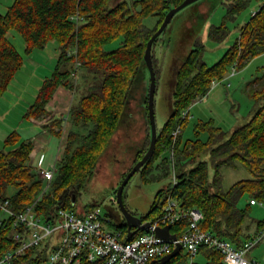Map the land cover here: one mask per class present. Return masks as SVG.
Wrapping results in <instances>:
<instances>
[{
  "label": "trees",
  "instance_id": "obj_1",
  "mask_svg": "<svg viewBox=\"0 0 264 264\" xmlns=\"http://www.w3.org/2000/svg\"><path fill=\"white\" fill-rule=\"evenodd\" d=\"M183 1L121 0L113 3V0H14L6 12H0V98L24 64L23 53L9 36L11 30L17 31L24 38L27 54L35 49L45 48L50 41L58 43L59 57L54 72L44 80L35 102L25 114L32 119L49 118L43 127L59 136L63 134L70 117L73 124L67 135L52 188L37 205L40 215L49 217L62 205H70L76 211L85 212L100 205L96 202L89 203L84 206V210H79L78 198L73 203L71 192L77 190L79 193L96 175L102 155L119 130L123 116L130 109L133 89L138 86L141 78H147V69L141 67L147 43L170 8ZM250 2L251 0H229L226 18H236L249 7ZM77 12L81 17L78 26L71 18ZM148 16L158 17L152 28L144 23ZM194 17L191 16L187 22V26H193L186 27L181 33V46L188 42L195 26H198L199 21ZM164 32L156 39L152 50L157 87L163 64L154 49ZM229 33V27L223 22L209 36L216 41H224ZM119 37H122L120 45L107 49V45ZM76 47L77 54L71 55V50ZM204 51L205 44L201 42L199 34L177 69L174 110L158 132L154 155L142 171L144 180L148 178L157 181L168 177L172 165L169 157L160 159L156 165L153 161L173 147L177 184L159 190L149 212L142 218L144 221H154L163 213L166 198L172 193L182 206L196 207L203 212L202 228L240 247L264 227V219L256 222L254 230H248L251 224L246 222L250 215L249 208L258 202L264 203V87L253 91L255 105L250 120L232 132L215 126L212 120L200 121L196 125L197 132L198 129H207L209 139L203 141L197 137L183 142L181 129L189 119V114L184 117L183 111L206 96L215 79H224L230 67L236 65L238 69L242 68L264 53V2L252 12L250 20L241 27L240 37L214 65L207 64L203 57ZM75 57L81 61L77 79L73 75ZM61 86L85 90L77 104L71 107L69 116L63 112L54 114L47 108ZM145 102L148 118L147 142L137 152L132 165L122 173L118 186L150 146L148 95ZM178 127L180 130L174 140L173 132ZM19 135L18 131L11 132L5 139V145H16ZM34 145L29 139L15 148L0 150V196L9 197L12 208L18 212L34 202L44 186L36 167L29 162ZM204 153H209L215 164L213 180L210 179L207 160H200L195 166L187 168ZM238 162H242L253 177L240 179L228 190H222L221 167H237ZM155 169H161V172L155 173ZM11 189L14 191L11 192ZM116 191L117 188L115 193ZM161 194L163 198L157 203ZM246 194L250 195V201L243 208L239 202ZM252 199L258 202L252 203ZM111 210L109 214L113 218L112 226L122 232L124 239L131 240L124 216L120 211L116 214ZM186 226V221L178 222L173 226V231L180 234ZM23 229L24 226L14 224L12 219H0V259L5 253L21 245L22 241L16 239L15 234ZM49 250L48 242L30 246L10 264H43ZM198 256L199 259L192 264H226L221 252L208 245L201 246ZM81 264L106 262L103 258L94 262L84 258ZM166 264H190L189 255L181 251Z\"/></svg>",
  "mask_w": 264,
  "mask_h": 264
},
{
  "label": "rangeland",
  "instance_id": "obj_2",
  "mask_svg": "<svg viewBox=\"0 0 264 264\" xmlns=\"http://www.w3.org/2000/svg\"><path fill=\"white\" fill-rule=\"evenodd\" d=\"M119 1L121 0H113V3ZM13 2L14 0H0V12H6ZM228 2L229 0H200L194 5L183 9L174 16L161 40L155 46L156 55L160 61H164V72L158 82L155 94V117L158 132L162 130L174 110L177 67L181 59L186 57L179 45L180 32L188 17L197 10L200 12L209 11L210 14L208 13L207 20L200 25L202 26L200 40L205 44L203 54L205 61L208 65H214L240 37L241 27L250 20L252 12L264 0H251L249 7L234 19L226 18ZM157 21V16H148L144 19V23L150 28L154 27ZM223 22H226L229 27L230 33L228 37L224 41L211 39L209 36L211 31L223 24ZM9 36L23 53L24 64L11 82L8 90L0 98V150L15 148L21 142L38 136L37 141L34 142V150L29 162L36 167L42 155H45V164L48 165L55 161L60 152L61 157L63 155L67 135L73 127L71 117L66 121L63 134L59 136L50 131L43 132L42 127L38 126L37 128L34 120L26 117L25 114L35 102L44 80L54 72L59 57L58 43L50 41L45 48L35 49L31 54H27L25 52L26 42L24 38L15 30H11ZM121 41L122 37L115 39L111 44L107 45V49L118 47ZM232 71L233 68L230 67L228 75L224 79H215L218 83L216 85L212 83L210 92L190 106L189 119L181 129L183 142L197 137L203 141L209 139L207 129H198L197 132L196 125L200 121L212 120L215 126L221 127L227 132H232L235 128L250 120L251 112L255 105L253 91L264 87V53L256 56L244 67L237 68L234 76H231ZM146 76L147 81L141 78L137 83L138 86L133 89L130 109L123 116L119 128L126 129L127 136H130V131L132 130L133 137L127 139L125 138L126 134L123 137L120 132H117L116 137L114 136L110 146L101 157L96 175L80 189L79 193L77 190L71 192L73 194V203L78 198L79 210L83 209L86 204L96 202L100 203L104 212L113 209L118 214V211H120L115 193L116 188H118L117 182H119L122 173L132 165L137 152L144 148L147 142L148 118L145 99L148 94L150 73L148 72ZM84 93L85 90L83 88L59 87L54 96L55 100L58 97L56 103L55 101L53 102L56 105L55 109H61V113L63 112L66 116H69L71 107L73 104H77ZM6 110L8 111L7 114L3 115ZM13 131L20 133L19 141L11 147L6 146L5 139ZM123 141L125 142L124 148L129 149L120 147V142L123 143ZM172 150L173 147L164 151L159 156V159H154L153 163L156 165L160 159L165 157L170 159ZM200 160L208 161L210 179L213 180L216 167L209 153H204L197 157L196 161L189 164L187 168L195 166ZM170 161L172 165L171 173L168 177H163L157 181H151L148 178L144 180L140 172H137L130 179L124 191L125 204L130 211L135 212L138 216L146 215L156 199L157 192L166 186L172 185L176 171L174 168L176 155ZM122 166L124 167L122 168ZM154 172H161V169H155ZM221 174L220 188L224 191L228 190L240 179L253 177L242 162H238L237 167H221ZM12 191L14 189H11ZM162 198L163 194L157 198V203ZM249 201L250 195L246 194L239 202V205L243 208L247 207ZM67 208L73 207L67 205ZM249 214L246 222L251 224V226L248 230H254L256 222L264 219V203L258 202L256 205L251 206ZM5 218H7V215L1 212L0 219ZM182 251L186 252L184 249ZM248 256L258 261L259 264H264V239L248 253ZM197 259H199L198 255L194 257V260Z\"/></svg>",
  "mask_w": 264,
  "mask_h": 264
},
{
  "label": "built area",
  "instance_id": "obj_3",
  "mask_svg": "<svg viewBox=\"0 0 264 264\" xmlns=\"http://www.w3.org/2000/svg\"><path fill=\"white\" fill-rule=\"evenodd\" d=\"M77 23L80 22V14L77 12L72 17ZM77 47L71 50V55L77 54ZM73 75L77 79L81 61L74 58ZM237 66L234 65L231 76L236 74ZM217 80L213 81L216 85ZM190 109L183 111L187 116ZM179 127L173 132L176 139ZM55 161L45 164V155H42L36 169L44 181V186L34 202L26 209L18 212L12 208V201L9 197L0 196V212L5 213L8 219L14 224L24 226L23 231H18L15 238L22 241L17 249L4 254L0 264H10L13 259L25 253L28 247L38 246L48 242L50 250L47 259L43 264H81L82 259L89 261L104 259L106 264H148L151 260L160 258L171 252L178 244L189 255V262L192 264L194 257L200 251L202 245H208L221 252L226 264H259L258 261L250 258L248 253L264 239V227L255 232L250 240L245 241L237 247L230 240L221 238L210 230L201 227L204 218L199 208L184 207L179 200L169 193L164 205V211L154 221H150V227L138 232L126 240L122 232L112 226L113 218L108 212H104L101 205L89 211H76L74 208H67L62 205L56 211L45 217L37 212V205L42 197L48 193L58 171V163L61 152ZM174 149L171 151L170 159H174ZM177 184L176 171L172 187ZM252 203H257L254 199ZM186 221L184 231L177 234L175 239H165L156 234L157 227L171 225ZM182 249V250H183Z\"/></svg>",
  "mask_w": 264,
  "mask_h": 264
},
{
  "label": "water",
  "instance_id": "obj_4",
  "mask_svg": "<svg viewBox=\"0 0 264 264\" xmlns=\"http://www.w3.org/2000/svg\"><path fill=\"white\" fill-rule=\"evenodd\" d=\"M199 1L200 0H184L181 4L170 8V10L166 13V16L162 24L157 29V31L152 35V37L149 39L147 43V47H146V51H145V55H144L141 67L147 69V71L150 73V80L148 83V94L147 95H148V116H149L150 127H151V142H150V146L147 152L144 154V156L139 161L136 162V164L132 167V169L126 174V176L123 178L122 182L119 184L117 191H116V198H117L118 206L121 211V214L125 218V223L129 230L128 237H133L140 230L148 229V227H150V224H151L149 220L144 221L142 216H138L134 214V212L130 211L127 208L125 204V200H124V190L127 184L129 183L130 179L137 172H140L142 176L143 168L148 164V162L151 160L152 156L154 155V152L157 146L158 137H159L157 124H156V117H155V94L157 92V76H156V71H155L154 62H153V55H152L153 45L156 39L167 29L168 25L171 23V21L173 20L176 14H178L180 11L187 8L188 6L194 5L195 3ZM208 13L209 11L200 12L197 10L191 14V16H195L194 18L198 19L196 20V21H199L198 26H195L192 37L188 38V42L184 46H181L180 39H179L180 48L183 50L186 56L189 53L191 47L193 46L195 39L200 34V30L202 27L200 25L202 24V22L207 20L206 17ZM191 16H189L186 22L184 23L182 30L180 32V38H181V33L183 32V30H185L186 27L193 26L192 24L190 26H187V22ZM184 59L185 58L181 59V62L179 63L178 67L182 64ZM161 62H163L162 63L163 70L161 74V77H162L163 72H164V61L162 60ZM109 211H112V210L110 209ZM156 234L165 239H175L177 237L176 233L171 232L170 224L164 227H157ZM182 249H183L182 245L178 244L171 252L167 253L166 255L160 258L151 260L149 264H166L172 258L177 256L182 251Z\"/></svg>",
  "mask_w": 264,
  "mask_h": 264
},
{
  "label": "crops",
  "instance_id": "obj_5",
  "mask_svg": "<svg viewBox=\"0 0 264 264\" xmlns=\"http://www.w3.org/2000/svg\"><path fill=\"white\" fill-rule=\"evenodd\" d=\"M64 93V92H63ZM63 93H62V95H63ZM61 96V95H60ZM54 99V98H53ZM56 100H58V97L56 98ZM56 100L54 99L52 102L50 101L49 102V104H48V106H47V108L50 110V111H54L53 113L54 114H57V115H59V113L62 111L61 109H55L56 107V105H54V101H55V103H56ZM59 105V104H58ZM191 111V110H190ZM7 110L4 112V114L3 115H6L7 114ZM49 118H45V119H43V120H39V119H33L34 120V122H35V126L38 128V126H41L42 127V129H43V132L45 131V132H49V130H47V129H45L44 127H43V124L48 120ZM118 133L120 132L121 134H122V136L123 137H125V134H126V129H119L118 131H117ZM116 132V133H117ZM116 135V134H115ZM116 137V136H115ZM131 137H133V133H132V130L130 131V136L128 135L127 136V134H126V137L125 138H127V139H131ZM47 138V137H46ZM37 139H38V136H36V137H32V138H30V140H32L33 142H36L37 141ZM124 139V138H123ZM121 143V145H120V147L121 148H124V144H125V142L123 141V143L122 142H120ZM124 149H129V148H124ZM45 161H46V159H45ZM125 166V165H124ZM124 166H122V168L124 167ZM117 184H118V182H117ZM84 206V205H83ZM80 210H84V209H80Z\"/></svg>",
  "mask_w": 264,
  "mask_h": 264
},
{
  "label": "flooded vegetation",
  "instance_id": "obj_6",
  "mask_svg": "<svg viewBox=\"0 0 264 264\" xmlns=\"http://www.w3.org/2000/svg\"><path fill=\"white\" fill-rule=\"evenodd\" d=\"M134 214H136V213L134 212ZM136 215H138V214H136Z\"/></svg>",
  "mask_w": 264,
  "mask_h": 264
}]
</instances>
